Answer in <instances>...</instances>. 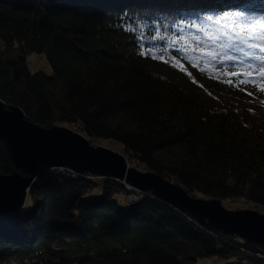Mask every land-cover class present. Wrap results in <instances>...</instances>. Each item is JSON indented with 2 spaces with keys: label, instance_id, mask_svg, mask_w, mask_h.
I'll list each match as a JSON object with an SVG mask.
<instances>
[{
  "label": "trees",
  "instance_id": "16d2710c",
  "mask_svg": "<svg viewBox=\"0 0 264 264\" xmlns=\"http://www.w3.org/2000/svg\"><path fill=\"white\" fill-rule=\"evenodd\" d=\"M253 19H264V0H0V99L38 125L119 143L129 163L192 197L264 210V50L249 46L264 42L221 35ZM200 42L219 58L193 48ZM31 54L52 72L31 71ZM246 71L256 74L226 75ZM13 170L0 139V172ZM90 176L40 173L24 208L0 216V264H264V243L204 226L150 192L120 203L135 193Z\"/></svg>",
  "mask_w": 264,
  "mask_h": 264
},
{
  "label": "water",
  "instance_id": "95a60500",
  "mask_svg": "<svg viewBox=\"0 0 264 264\" xmlns=\"http://www.w3.org/2000/svg\"><path fill=\"white\" fill-rule=\"evenodd\" d=\"M0 139L15 166L0 172V216L18 213L36 177L45 170L65 167L126 181L140 192L185 211L204 226L235 235L251 244L264 243V214L229 210L220 200L192 197L181 185L153 172L128 166L126 158L65 126L45 127L26 118L23 111L0 99ZM19 170L21 172H19Z\"/></svg>",
  "mask_w": 264,
  "mask_h": 264
},
{
  "label": "rangeland",
  "instance_id": "374dc122",
  "mask_svg": "<svg viewBox=\"0 0 264 264\" xmlns=\"http://www.w3.org/2000/svg\"><path fill=\"white\" fill-rule=\"evenodd\" d=\"M200 43H201L200 46H197V44H196V45L193 46V48L197 49V51H199V49H207L208 51H211V52H213L215 54L218 52L215 49L205 47V43L204 42H200ZM1 49H2V45H1V42H0V51H1ZM199 53H201V52L199 51ZM247 54H249L248 55L249 57L254 58V54H252L251 50H249L247 52ZM240 57L243 58V57H245V55H240ZM27 62H28V67H29V69L31 71L42 70V71L47 72V73H51L52 72L50 65L47 63L45 57L42 56V55L31 54V55L28 56ZM213 63H216V62H213ZM262 82H264V76H262V78L257 79V83L256 84L259 85ZM260 90H261V88H260ZM263 91L264 90H261V92H263ZM100 143H101V145L110 147L114 151L121 150V145L119 143H117V142L100 141ZM119 153L122 154L121 152H119ZM123 156L126 158L127 163L131 167H134L136 169L138 168L139 171L145 172V170L141 166L135 165L133 163H129L127 157L125 155H123ZM135 193H137V192H135ZM141 197H142L141 193L133 194V195H121L120 194L118 199H119L120 203H124L126 205H130V204L134 203L135 201L140 200ZM227 205L230 206L233 210H235V209L236 210L237 209L238 210L250 209V210H255V211L259 212V213H264V210L262 208L257 207V206H253L252 204H250V203H248V202H246L244 200H235V201L232 202L231 205L230 204H227ZM222 263H224L222 260L218 261L214 257L199 258L197 260V262H196V264H222Z\"/></svg>",
  "mask_w": 264,
  "mask_h": 264
},
{
  "label": "snow or ice",
  "instance_id": "6c2138e0",
  "mask_svg": "<svg viewBox=\"0 0 264 264\" xmlns=\"http://www.w3.org/2000/svg\"><path fill=\"white\" fill-rule=\"evenodd\" d=\"M209 19H211V17H209ZM219 22V21H217ZM204 30V29H201ZM221 35L227 37L230 40H239L241 43H249V41H262L264 42V19H253L250 23L248 24H241V25H237V24H231V25H226L224 30L221 32ZM209 39H213V40H218L219 36H209ZM250 47H257V48H261V50H264V43H255V44H250ZM199 51L204 54L207 55L208 57H210V59L215 60L217 58H219L217 56V54L208 51L207 49H199ZM142 55L144 53H141ZM156 58V57H154ZM228 59H233V57H227ZM163 59V58H161ZM173 59L175 60V57H173ZM257 59L261 60L262 62H264V56L262 57H257ZM164 62H167L166 60ZM194 66L198 67V64L193 61ZM177 67H180L181 69H183V65L181 64H177L175 65ZM201 71H203V69H201ZM189 75H191L190 73H188ZM256 73H252V72H244V73H240V72H228L226 73L227 76H236L239 77L241 75L244 76H253ZM259 75L264 76V67H262L259 70ZM226 83L229 84H233L232 80H227L224 81ZM240 84H244V83H256L253 80H240L239 81ZM233 86H238L233 84ZM258 87L261 88V90H264V82L260 83L258 85Z\"/></svg>",
  "mask_w": 264,
  "mask_h": 264
},
{
  "label": "bare ground",
  "instance_id": "6f19581e",
  "mask_svg": "<svg viewBox=\"0 0 264 264\" xmlns=\"http://www.w3.org/2000/svg\"><path fill=\"white\" fill-rule=\"evenodd\" d=\"M53 126H61V125H53ZM51 127V126H50ZM66 127V126H65ZM68 128H70V127H68ZM80 133V132H79ZM82 134V133H81ZM91 141V140H90ZM92 142V141H91ZM92 143H94V142H92ZM94 144H97V143H94ZM101 145V144H100ZM106 147H108V146H106ZM108 148H110V147H108ZM111 149V148H110ZM116 152H118V151H116ZM128 166H130L129 164H128ZM55 169H58V170H69V171H71V172H73V173H75V174H80V175H87V174H89L90 172H88V173H77V172H74V171H72L71 169H68V168H65V167H60V168H55ZM91 174H93V176H90L92 179H95L96 181H98V182H100V180H102L103 178H105L104 176H99V175H96V174H94V173H91ZM109 178H112V177H109ZM113 179H116V180H120L121 182H123L124 183V185H125V187H126V189H128V190H131V191H133L134 193L135 192H137V193H135V194H138V193H145V192H140L139 190H137V189H135V188H133V187H131L126 181H124V180H121V179H117V178H113ZM131 195H133V194H131ZM234 211V210H233ZM1 216H3V215H1Z\"/></svg>",
  "mask_w": 264,
  "mask_h": 264
},
{
  "label": "built area",
  "instance_id": "2783aa9c",
  "mask_svg": "<svg viewBox=\"0 0 264 264\" xmlns=\"http://www.w3.org/2000/svg\"><path fill=\"white\" fill-rule=\"evenodd\" d=\"M257 255L262 257V255H260V254H257Z\"/></svg>",
  "mask_w": 264,
  "mask_h": 264
}]
</instances>
